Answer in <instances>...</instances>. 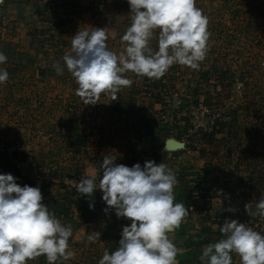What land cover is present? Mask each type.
Segmentation results:
<instances>
[{
    "label": "rangeland",
    "instance_id": "obj_1",
    "mask_svg": "<svg viewBox=\"0 0 264 264\" xmlns=\"http://www.w3.org/2000/svg\"><path fill=\"white\" fill-rule=\"evenodd\" d=\"M42 5L47 13L31 30L10 27L6 7L0 20V52L7 56L0 68L9 73L0 84V174L7 163L17 169L26 165L16 183L39 187L49 211L72 226L69 249L75 258L57 264H98L105 250L111 254L119 246L121 223L113 222L105 204L88 206L85 213L87 197L74 182L76 175L89 176L80 170L84 162L98 174L105 155L127 166L128 153L140 162H164L177 176L176 203L194 201V185L202 176L208 179L202 186H224L233 196L237 217L249 216L248 203L255 211L264 193V0H196L211 34L199 69L174 64L159 79L128 72L132 85L122 88L114 101L101 94L95 105L83 104L76 95L78 85L62 56L71 51L79 30L91 28H107L109 50L123 51L121 37L131 24L128 0H54L49 11ZM151 46L158 50L156 39ZM54 61H60L63 74H57ZM174 94L177 108L171 106ZM225 130L231 137L227 142ZM86 132L89 139L82 143L79 138ZM167 137L187 146L169 155L161 150ZM97 189L93 195L102 197ZM52 191L59 198L50 199ZM65 191L77 193L68 209L63 207ZM190 214L168 235L181 250L179 264H202L203 247L218 242L216 234L224 237L209 215L204 220L198 212ZM91 232L100 233L95 243L87 239ZM201 233L204 239H197ZM28 264L47 260L42 255Z\"/></svg>",
    "mask_w": 264,
    "mask_h": 264
},
{
    "label": "clouds",
    "instance_id": "obj_2",
    "mask_svg": "<svg viewBox=\"0 0 264 264\" xmlns=\"http://www.w3.org/2000/svg\"><path fill=\"white\" fill-rule=\"evenodd\" d=\"M3 3V0H0ZM131 24L121 37L123 51L117 54L107 46V28L79 30L71 40V51L62 56L63 65L78 85L76 95L85 105H95L101 94L112 100L132 80L125 74L159 79L174 64L198 70L208 52L209 19L196 6V0H128ZM158 33V35H157ZM157 40L158 50L151 41ZM7 56L0 52V65ZM57 74H63L60 61H54ZM9 73L0 68V84ZM116 157L105 155L100 165L102 178L82 177L76 183L82 196L92 197L99 188L102 199L114 209L117 218H127L118 248L105 250L98 264H179L181 250L169 238L183 223L188 210L176 203V174L162 162L145 161L132 167L116 164ZM12 174H0V264H28L45 256L47 264L75 258L69 249L73 235L43 203L39 187L16 183ZM245 205L249 216L264 219V193L255 203ZM93 208V204H89ZM230 211H235L230 209ZM222 239L202 249V264H233V254L240 264H264V235L245 223L225 219L220 227ZM100 233L91 232L87 239L95 243Z\"/></svg>",
    "mask_w": 264,
    "mask_h": 264
},
{
    "label": "built area",
    "instance_id": "obj_3",
    "mask_svg": "<svg viewBox=\"0 0 264 264\" xmlns=\"http://www.w3.org/2000/svg\"><path fill=\"white\" fill-rule=\"evenodd\" d=\"M8 0H3V3H0V15L2 16L4 9L6 7ZM43 4L47 5V10H51L54 6V0H41ZM126 158L129 159L128 161V167H132L136 163H139L141 167L143 168L142 161L131 154H127ZM116 164H120L118 159L116 158L115 161ZM127 166V164H124ZM101 170V171H100ZM102 168L98 169V174L96 175V183L97 186L99 185V181L102 178ZM90 176V175H89ZM88 177V176H85ZM77 179H74L75 183H79L82 176L76 175ZM73 183V184H75ZM72 184V185H73ZM68 188V187H67ZM99 189V188H98ZM97 189V190H98ZM101 190L99 189L98 192ZM102 192V191H101ZM197 194H193L194 201H189V204H187L185 207L187 208L189 213L192 212H198L203 217H209L214 221L215 226L217 227V231L220 232V227L223 225V222L225 219H235L238 220L240 223H245L252 227L255 231L260 232L262 235H264V219H261L258 215L257 216H245V217H237L236 216V208L232 204V201L228 199V192L224 186H212L209 190L204 192H196ZM103 195V194H102ZM105 204V208L108 206L106 205V202L102 199V197L97 196L96 198V205L100 208L103 207ZM230 209H234L235 211H230ZM108 213L112 216L113 222L117 225L121 223L120 225L122 227L124 226H130L131 221L127 218H117L115 214L114 209H109ZM233 264H240V258L233 254Z\"/></svg>",
    "mask_w": 264,
    "mask_h": 264
},
{
    "label": "crops",
    "instance_id": "obj_4",
    "mask_svg": "<svg viewBox=\"0 0 264 264\" xmlns=\"http://www.w3.org/2000/svg\"><path fill=\"white\" fill-rule=\"evenodd\" d=\"M6 10H7V12H6L7 13L6 14L7 15V20L9 19V21L12 22V23H10V27L11 26L13 28L15 27L16 30H21V29L27 30L28 28H29V30L33 29L34 27H36V25H39L38 24V18L41 15H45V13H47L45 8H44V6L42 5V1L41 0H8L7 4H6ZM0 20H1V15H0ZM0 27H1V21H0ZM112 108H113V106H112ZM95 127L101 128V126L100 125L98 126L97 124H96ZM95 129L98 130L97 128H95ZM95 129H93V130H95ZM90 130L92 131V129L87 128L88 132ZM83 138H84V141L89 139V136H88L87 132H86V135L83 136ZM163 143H164V141H163ZM184 143H185V146H187L186 142H184ZM185 146H184V148H185ZM162 147H163V144L161 145V150L163 151ZM167 153L169 155H171L172 152H167ZM84 163H85L84 167L82 169H80V170H83L82 173H84V175H92V174L96 173V171L94 172L95 168L92 165H90V163H86V162H84ZM207 180H208L207 178H202V176H201L197 180V182H195L196 184L194 185V187H197V192H204V191H207V190L210 189V184H207L205 186H202V184H201V183H203V182H205ZM198 189H199V191H198ZM68 193L71 194L72 192L68 191ZM76 195L77 194H75V196ZM228 199L232 201V204L234 203L233 202V196H230L229 193H228ZM57 200L58 199H56V203H59V201L57 202ZM69 204H65V202H64L63 203V207L65 209H68ZM54 205H56V204H54ZM189 216H193V215L190 214ZM187 218H188V215H187ZM201 219L205 220V217L202 216ZM210 221L214 223V221L211 218H210ZM208 222H207V224L210 225ZM182 225H183V223L181 224V226ZM213 225H215V224H213ZM198 227H201V226L199 225ZM208 230H210V228ZM201 234H202V236L198 235L196 238L197 239H204L203 238L204 234L203 233H201ZM207 235H209V234H207ZM218 236L219 235H217V234L215 235V237L217 238V241L220 240V238H218ZM207 242H209V241H207Z\"/></svg>",
    "mask_w": 264,
    "mask_h": 264
},
{
    "label": "trees",
    "instance_id": "obj_5",
    "mask_svg": "<svg viewBox=\"0 0 264 264\" xmlns=\"http://www.w3.org/2000/svg\"><path fill=\"white\" fill-rule=\"evenodd\" d=\"M187 76V75H186ZM111 102H112V100H111ZM215 123H217V122H215ZM217 125L216 124H212V127H216ZM219 127V126H218ZM218 129V128H217ZM216 129V130H217ZM221 129V128H220ZM215 131V130H214ZM223 131H220V130H218V133H222ZM214 133V132H213ZM224 139L223 140H226L225 142H227V140H229L231 137H230V135H229V133H228V131L227 130H225V132H224V135L222 136ZM80 139V141H82V143H83V141H84V138H83V136L82 137H80L79 138ZM145 161H147V160H142V165L144 166V163H145ZM1 174H12L14 177H16V178H18V176H20V174H19V172H18V169H17V167L16 166H14V165H12V164H10V163H7L6 165H5V167H4V170L1 172ZM17 180V179H16ZM61 192H62V190H60ZM59 191V192H60ZM57 193L55 194V195H58L59 193H58V190L56 191ZM52 193L53 194H51V198L50 199H52V200H54L55 198H59L58 196H54V191H52ZM67 192L65 191V198H64V200H66L67 201V203L69 204H72V203H74L75 202V200L74 199H76V196H75V194H77L75 191L74 192H72L71 194H66ZM87 198H86V200H85V202L86 201H88V202H90V203H92V204H94L95 203V205H93V206H97L96 205V197L94 196V195H92V197H88V196H86ZM54 198V199H53ZM88 202H86V204H84L83 205V210H84V212L85 213H87V211L89 210V204L90 203H88ZM66 203V204H67ZM92 209V208H91ZM83 210L81 209V214L82 215H84L85 213H83ZM93 214L94 213H91V215H90V217H92L93 216ZM89 219H91V218H89Z\"/></svg>",
    "mask_w": 264,
    "mask_h": 264
},
{
    "label": "water",
    "instance_id": "obj_6",
    "mask_svg": "<svg viewBox=\"0 0 264 264\" xmlns=\"http://www.w3.org/2000/svg\"><path fill=\"white\" fill-rule=\"evenodd\" d=\"M171 106L172 108H177L178 106V99H177V95L175 94L171 96ZM184 146H185L184 141H181L175 137H167L164 140L162 149L163 151L173 152L176 150L183 149ZM18 172L20 173V175H25L27 172V166L26 165L18 166Z\"/></svg>",
    "mask_w": 264,
    "mask_h": 264
}]
</instances>
